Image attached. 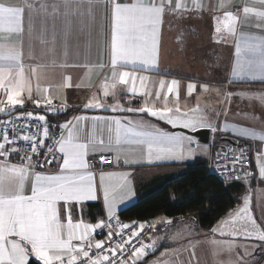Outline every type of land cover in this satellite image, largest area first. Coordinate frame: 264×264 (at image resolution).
<instances>
[{"label":"snow or ice","instance_id":"1","mask_svg":"<svg viewBox=\"0 0 264 264\" xmlns=\"http://www.w3.org/2000/svg\"><path fill=\"white\" fill-rule=\"evenodd\" d=\"M28 6L43 13L44 19L38 22L34 28L33 38L38 39L42 45L43 55L50 57L52 63L60 55H70L71 25L74 17L79 18L81 31L88 29L89 35L95 28L93 13L97 9L104 12V23L99 27L101 36L110 32V41L104 42V48L110 57L111 78L105 77L101 83L102 95L107 98L110 95L116 99L117 81L120 85L132 83L127 91L132 95L150 96L152 93L145 90V76L139 77L140 89L136 86L134 72L119 70L125 65L132 66L135 70L138 66L145 71H160L158 63L161 51V31L157 29V22L153 10L156 9V0H41L38 7L34 0H27ZM192 6L184 5L183 10L199 12L201 4L199 0H191ZM248 5L241 0L239 4H233L236 13L245 14ZM177 10H180L177 7ZM94 19V18H93ZM241 20L240 15L232 11L224 14L223 19L216 20V33L222 31L235 35L237 21ZM58 22L63 27H58ZM161 28V26H160ZM264 31V30H262ZM23 34V27L20 29ZM15 35V34H13ZM13 35L0 34V87L7 81L11 87L5 88L7 93V105L18 106L23 104L20 99L22 92H27L32 98L30 80L25 77L24 52L22 45L12 41ZM244 50L250 53V58L242 63L239 59L241 45H236L237 61L231 70L233 80L248 78L250 80L264 81V37H245ZM100 40L98 39V44ZM29 60L34 59L32 45L30 48ZM47 64L41 63L37 67L29 66L33 76L40 78L43 75ZM100 68L105 65L101 63ZM160 89L165 87L166 81L160 80ZM67 86V83L65 84ZM79 86V85H78ZM195 85H187L188 95L195 90ZM178 88V81L172 79L167 84V93H173ZM44 92L47 89L43 90ZM207 91V89H205ZM37 94L41 89L37 86ZM156 97L161 96L157 90ZM225 99L230 101L231 94L225 93ZM167 94L164 96L165 105L162 109L149 106L150 101H145V106L140 108L121 107L117 102L109 105L112 112H142L148 116L162 121L176 131L161 129L159 126L145 124L142 120L128 119L126 123L122 119L105 116H78L73 120L60 124L59 139L53 138V143L45 144L48 138L49 128L46 117L39 115L35 117L43 124L42 138L37 142L35 136L23 135L20 139L31 142V154L20 157L21 163H9V155L15 152L14 147H9V136L7 133L0 142V264H30V257L40 264H138L149 250L155 251L156 241L160 237H150L152 243L140 242L142 232L146 225L140 223L138 227L134 223H122L117 214V204L123 202V197L118 201L114 195L115 188L110 189L105 185V179L112 177L114 173L99 174V185L96 184L92 172V163L87 157L96 152L112 151L115 153L114 161H119L122 153V145L136 144L146 148V162L151 165L155 162H177L185 159L195 158L199 145V138L195 135L198 130H210L216 132L217 127L210 118L199 114L197 108L181 111L177 106L175 109L168 107ZM248 99H259L264 104V95L259 97L249 96ZM44 99H47L44 97ZM39 106L40 101H35ZM48 103H51L49 100ZM86 109H103L105 101L90 99L84 106ZM6 108L0 107V113ZM53 113L57 111L54 107ZM32 113H28L31 119ZM264 119V118H261ZM107 122L108 131L112 133L113 125L115 136H109L107 143L103 139H96L95 133L88 129L85 131V121ZM150 128L151 131H145ZM66 131L67 135L63 133ZM240 137H248L252 140L264 141V129L259 133L241 128L237 131ZM41 153V149H45ZM239 155L233 154L230 159L232 168L238 165L241 171L235 172L236 179L241 175L251 178L252 172L244 169L243 165L247 157L245 149H238ZM59 154V155H57ZM44 156L41 162L38 157ZM219 155V153H217ZM228 160L227 157H225ZM101 160L109 162L104 156ZM58 164V172L46 174L37 172L35 169H43L44 165ZM125 163H129L125 157ZM259 177L264 179V153L257 157ZM229 171L227 164L221 169ZM128 173L120 174L121 180L128 182ZM30 182V194H26V185ZM123 187V184L119 185ZM111 193V194H110ZM103 197V205L107 211V219H101L95 224L73 222V206H79L83 210L86 202H96ZM249 200L245 196L243 207L228 213V217L219 228H213V233L220 237H241L249 243L238 244L233 240H212L210 243L217 248L226 249L229 253L236 252L238 259L234 264H248V257L255 254L258 247L264 251V223H258L249 211ZM63 209L67 223L61 222ZM159 223V222H157ZM171 224V220L164 221ZM156 230V224L148 225ZM107 228L108 233L104 241L96 240L92 235L96 230ZM115 229V230H114ZM130 229V234L125 230ZM190 234V233H189ZM114 237H120L114 248L104 249L106 242L113 241ZM138 241L129 252L126 245ZM78 241L79 243H73ZM105 254L90 255L92 248ZM117 249L119 252H117ZM242 249V251H241ZM112 257H121L119 260H110ZM128 254V259L123 257ZM167 255V254H165ZM154 264H170L169 261H156Z\"/></svg>","mask_w":264,"mask_h":264},{"label":"crops","instance_id":"2","mask_svg":"<svg viewBox=\"0 0 264 264\" xmlns=\"http://www.w3.org/2000/svg\"><path fill=\"white\" fill-rule=\"evenodd\" d=\"M40 2L41 0H34L37 7ZM120 2H127V0H120ZM199 2L202 6L201 10L191 12L183 10L184 5L192 6L191 0H156L157 7L153 12L157 29L161 31V51L158 63L160 71H145L139 66L134 70L129 65L119 69L134 72L138 89H140L139 77H147L145 90L152 93L150 96L129 93L127 89L132 83L130 78L125 85H120L117 81L116 99H113L111 95L107 98L102 95L101 83L105 77L111 78L112 71L110 57L104 48V42L110 41V32L101 36L99 30L104 23L102 9L95 10L93 17H88L93 20L95 26L91 35L87 28L81 31L78 17L73 18L70 55L65 57L61 49L56 63H52L50 57L43 55L42 45L38 39L33 38L32 40L33 30L38 26V22L44 19V14L37 13L29 7L27 0H0V34L5 36L15 34L12 36V41L18 49L21 45L23 47L25 77L30 80L32 88V98H29L26 91L21 93L20 99L23 100V104L35 108L37 107L35 101H40L42 104L50 100L66 109L64 116L53 117L48 121L50 133L53 131L61 133L58 126L78 116L115 117L122 119L123 123H126L128 119L142 120L145 124L176 131L166 123L148 116L147 113H121L108 109L109 105L117 102L124 108H140L145 106L146 100L151 102L149 106L162 109L165 105V94L168 97V107L175 109L179 106L181 111L197 108L199 114L209 117L217 127L216 132H211L208 144L200 143L194 146L197 148L194 159L155 162L149 165L145 159L146 148L136 144L122 145L119 161H114L115 153L112 151L89 155L87 159L93 165L91 170L97 185H99L101 171L115 174L112 177L106 176L105 185L110 189H116L114 195L118 201L123 197V202L117 204V214L120 210L138 201L150 185L182 174L189 164L196 161L209 163L217 156V153L220 154L226 144L231 143L248 149L252 172L251 178L245 176L241 180L246 191L239 197V203L235 209L243 207L244 198L247 196L249 211L253 218L258 223H264V179L259 177L257 167V157L264 153V141L237 135V131L241 128L258 133L264 129V119H261L264 118V104L259 99L247 98L264 95V81L250 80L246 77L233 80L231 75V70L238 59L236 56L237 43L241 45L239 59L244 63L250 58V53L244 50V38L264 37V31H262L264 30V0H244L248 5L245 14L236 13L237 10L233 8V4H239L241 0H199ZM177 7L180 10H177ZM231 11L241 16V20L237 21L235 35L224 31L216 33V20L223 19L224 14ZM21 27H23L22 35ZM58 27H63V25L58 22ZM31 45L34 59L29 60ZM41 63L47 64V67L44 68L43 75L37 78L28 69L29 66L37 67ZM101 63L105 65L104 68L99 67ZM162 79L166 81V84L163 89H160L159 82ZM172 79L178 81V88L173 93H167V84ZM66 83L67 86H65ZM189 83L196 86L191 95H188L187 90ZM37 86L41 89L40 94L36 92ZM8 87L11 85L7 81L3 87H0V107L7 105L5 88ZM44 89L47 91L44 92ZM157 90L161 91L159 98L155 95ZM225 93L231 94L230 101L225 99ZM93 97L105 101V108L86 109L84 106ZM3 116L4 113H0V119ZM83 123L85 131L91 129L97 140L103 139L107 143L110 135L115 136L114 125L112 133H109L106 121L93 124L89 120ZM145 131H151V129L148 128ZM63 134L66 136V131ZM101 156H110L112 165L101 166L99 162ZM125 157L129 163H125ZM11 159L12 153L9 155V163H12ZM35 171L54 174L58 172V164H53L52 171L44 168H37ZM122 173L130 174L126 184L120 178ZM121 184L123 187H119ZM26 194H30V182L26 185ZM89 205H96L98 211L90 209ZM61 215L64 217L63 209H61ZM72 217L74 223L95 224L101 219L106 220L107 211L103 205L102 194L98 201L86 202L83 210L79 206H73ZM227 217L228 214L221 217L209 230L200 228L193 219L171 220L163 215L141 222L146 225V234H150L153 230L148 225L156 224L155 231L158 232L157 235L161 240L156 241L155 251L149 250L147 256L145 255V260L139 261L138 264H154L158 260L169 261L170 264H234L238 259L235 251L229 253L226 249L214 247L210 243L212 240H233L238 244L249 243L241 237H220L218 232L213 233L212 229L219 228ZM166 220H171L172 223L165 224ZM61 222L66 224V217L62 218ZM99 231L96 230L92 234L96 240H100L97 238ZM73 243L78 244L79 242L74 241ZM31 260L40 264L35 257H30ZM247 260L248 264H264V251L257 247L255 254Z\"/></svg>","mask_w":264,"mask_h":264},{"label":"trees","instance_id":"3","mask_svg":"<svg viewBox=\"0 0 264 264\" xmlns=\"http://www.w3.org/2000/svg\"><path fill=\"white\" fill-rule=\"evenodd\" d=\"M51 118L46 120L48 128ZM206 165L205 161H196L182 174L150 185L138 201L118 212L119 219L144 222L163 215L171 220L193 219L200 228L209 230L237 207L246 187L241 181L218 180L208 172ZM88 207L98 211L96 205ZM30 264L37 263L31 260Z\"/></svg>","mask_w":264,"mask_h":264},{"label":"built area","instance_id":"4","mask_svg":"<svg viewBox=\"0 0 264 264\" xmlns=\"http://www.w3.org/2000/svg\"><path fill=\"white\" fill-rule=\"evenodd\" d=\"M6 108V111L4 112V116L2 119H0V141H3V136L5 133L9 136V142L8 145L11 147H14L16 149L15 152H12V163H21L20 157L25 154H31V142L30 141H24L20 139L23 135H29V136H35L37 142L40 138H42L43 133V124L42 122L38 121L35 117L39 115H44L47 118L59 116L65 114L66 109L62 107L61 105L51 102V103H42L39 106L33 108L28 105H18V106H10L5 105L3 106ZM57 109L55 113L51 111L52 108ZM28 113H32L33 116L30 119L28 117ZM47 122V121H46ZM61 133L54 131L53 133H50L48 138H45V144L53 143V138L59 139ZM238 149H245V156L247 159L244 162V169L251 171V157L248 149L244 146L235 145L228 143L225 145V147L222 149L219 155H217L215 158H213L209 163H207L206 167L210 174L214 175L218 180L228 183V182H234V181H241L243 177H245L243 174L239 179H236L235 172L241 171L240 167L237 165L235 169L232 168V164L229 162L233 154L239 155ZM41 153L46 151L45 149L40 150ZM108 159L109 162H104L103 160H99L101 166H111L112 165V159L110 156H104ZM225 157L228 158V160L225 159ZM38 159L43 162L44 156L40 155ZM54 164V163H53ZM52 165H44V169L47 171H52L53 169ZM227 164V167L229 171H222L221 169ZM121 221V220H120ZM122 223H134L136 227L139 226L141 222L139 221H129ZM115 230V229H114ZM130 234V229L125 230ZM146 232L145 230L142 232L141 237L139 238V241H143L144 234ZM108 233V229L105 228L103 230H100L97 233V238L101 241H104ZM120 240V237H114L113 241L106 242L104 244V249L107 250L109 248H114L117 241ZM134 246H138V241L133 240L132 243L126 245L129 252L133 249ZM117 252L119 250L117 249ZM100 254L103 255L105 253L100 252L99 250H96L94 247L92 248L90 255L95 257V255ZM109 258L110 260H119L121 257L118 255L117 257H112L110 253ZM125 260L128 259V254L126 253L123 257ZM130 260L128 261L129 264ZM105 264H108V262H105Z\"/></svg>","mask_w":264,"mask_h":264},{"label":"water","instance_id":"5","mask_svg":"<svg viewBox=\"0 0 264 264\" xmlns=\"http://www.w3.org/2000/svg\"><path fill=\"white\" fill-rule=\"evenodd\" d=\"M193 135L199 138L201 144H208L210 141L211 132L210 130H198Z\"/></svg>","mask_w":264,"mask_h":264},{"label":"rangeland","instance_id":"6","mask_svg":"<svg viewBox=\"0 0 264 264\" xmlns=\"http://www.w3.org/2000/svg\"><path fill=\"white\" fill-rule=\"evenodd\" d=\"M145 234H146V232H145ZM157 234H158V232H156L155 230H152V231L150 232V234L147 233V234L143 237V241H142V242H146V243L149 244L150 242H152V239H150V237H153V238H155V237H159ZM158 240H161V239H158ZM158 243H159V242H158ZM146 256H147V255H146ZM146 256H144V257L142 258L143 261L145 260Z\"/></svg>","mask_w":264,"mask_h":264}]
</instances>
